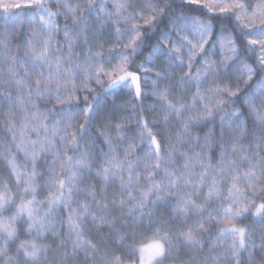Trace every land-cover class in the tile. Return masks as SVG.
I'll list each match as a JSON object with an SVG mask.
<instances>
[{
    "label": "snow or ice",
    "instance_id": "1",
    "mask_svg": "<svg viewBox=\"0 0 264 264\" xmlns=\"http://www.w3.org/2000/svg\"><path fill=\"white\" fill-rule=\"evenodd\" d=\"M174 3L0 5L6 18L0 33V123L11 137L0 138V155L20 200L16 203L17 194L0 179V264H76L81 257L83 264H264V0L255 6L244 0H181L222 14L203 18L190 15L193 9L177 15L171 11ZM23 6L35 15L10 13ZM222 19L230 23L215 22ZM106 26H114L116 45L125 49L114 53L119 63L112 71L103 65L114 56H104L98 36ZM25 29L27 41L13 44L10 34ZM152 36L158 39L140 67L154 71L157 59L166 65L155 72L151 92L160 101L155 107L163 113L164 128L154 131L141 115L138 143L124 123L98 129V138L87 134L101 104L85 95L81 108L78 89L95 93L90 86L95 80L105 94H113L130 80L141 98V78L129 67ZM80 46L86 48L83 60L76 51ZM221 77L231 82L218 83ZM174 79L175 89L160 88ZM193 87L186 102L184 95ZM73 101L75 107H57ZM172 117L181 124L174 135L166 131ZM98 139L101 145L93 152ZM21 153L23 163L17 160ZM42 178L46 195L39 199ZM61 208L68 209L67 239L60 231ZM159 208L168 210L167 220L156 215ZM113 210L119 217L107 219ZM248 215L259 226V244L251 228L240 226ZM89 218L99 243L84 239ZM118 219L123 220L119 226ZM142 228L153 230L148 244L136 243V230ZM49 238L51 245L44 242ZM110 241L124 254L109 251Z\"/></svg>",
    "mask_w": 264,
    "mask_h": 264
},
{
    "label": "trees",
    "instance_id": "2",
    "mask_svg": "<svg viewBox=\"0 0 264 264\" xmlns=\"http://www.w3.org/2000/svg\"><path fill=\"white\" fill-rule=\"evenodd\" d=\"M75 2V0H73ZM133 4L140 5L143 7V5L147 2V0H132ZM152 2H156V0H152ZM220 2H230V0H220ZM248 5L250 6H255L260 2V0H244ZM29 3V0H0V5H11V4H20V5H27ZM111 7V5H109ZM189 9H193V11L189 12L190 15L194 16H200L203 18L204 15H222L220 13H208L207 9L200 8L199 5H187V4H181V0H175V3L172 5L171 11H174L177 15L180 14L181 12H188ZM53 11H55V6L53 5L52 8ZM146 11V10H145ZM249 11H251V7L249 8ZM10 13H15L16 15H25V16H30V15H35V10L31 7L28 6H23L19 8H11ZM5 15H4V8L0 7V33L3 32V29L5 27ZM217 24H224L227 25L230 23L229 20H217L215 21ZM59 23L62 25L63 24V19L61 18L59 20ZM163 27V25H161ZM93 28H98V25L93 23ZM90 38L92 34H89ZM98 36H102L103 39L100 40V43L103 44V52L104 56L108 57L110 54L114 56L113 59H111L110 62L104 63V69L105 71H112L114 67L119 63V57L115 56L114 53L118 52H124L125 49H123L122 46H117L116 45V32L114 26H106L102 32L98 33ZM30 37V33L28 32L27 29H25L24 32L18 33L15 35L10 34V38L13 44L16 45H21L24 42L27 41V39ZM58 40H62V34L57 37ZM158 39V36H152L151 39L146 41V45L142 50L141 54H138L132 61L129 70L136 72L140 78H141V89L144 95H142L141 98H136L135 97V86L131 84V81H128V86H122L119 90H117L113 94H105L104 91L95 83V80L90 82V86L92 88L96 89L95 93H87L83 91L82 89H78V104L82 108L85 106V100L84 97L85 95L88 96V100L91 102L93 101V96H96L97 99L99 100L101 107L97 111L95 115V119L91 126L88 129L87 134H90L94 137H99V130H102L105 125L107 124H112L115 125L116 123H124L125 124V132L130 133L131 136L137 141L138 143V138L141 130V125L138 123L140 116L143 115L144 118L148 120L149 127H152L153 130L155 131L157 127H160L161 129L164 128V122L162 120V115L163 113L160 111L159 108L155 107V105L159 104L160 101L154 97L151 92L153 88L152 81L156 79L155 72L159 71L161 69L166 68V65L161 63L159 59L153 61L151 67L154 69V71H149L147 73L143 72L141 70V65H146L147 62V57L148 53L151 51V46L156 43ZM238 43H243L241 41H238ZM112 50V53H110L109 50ZM99 50V44H97L96 47L93 48V51ZM76 51L80 53V59H84V53L86 52V48L84 46H80L76 48ZM216 59H219L217 56ZM253 63L255 66V62L250 61ZM193 73H195V67L193 68ZM183 73H181L182 75ZM147 77V79H145ZM105 80L107 79L106 77H103ZM234 81V77L232 78ZM218 83L221 84H228L231 81L223 79L221 77L218 81ZM177 80H172V81H164L162 82L159 86L160 88H164L165 86H168L170 88L175 89ZM211 79L209 80L208 85H205V87L211 86ZM195 87L191 88L188 90V92L184 95V100L186 102H190L191 99V94L195 92ZM176 92H173V95L175 96ZM54 103V102H53ZM77 104V101H73L72 105H63V106H57L63 107L65 109L75 107ZM51 107V105H49ZM143 110V111H142ZM228 111H231V109H228ZM82 116V113L80 114ZM187 115V114H185ZM155 121V123H154ZM219 123V120L217 118V125ZM211 127V126H209ZM181 129V124L177 122L175 117L170 118L168 126L166 131L168 133H172L173 135ZM218 131V127H217ZM0 138H3L5 141H10L11 137L10 134L7 133L4 128L2 123H0ZM87 143V141H86ZM101 142L99 139L97 140V145L95 148L90 149L91 151L95 152L98 150L100 147ZM143 147V145H141ZM13 154L15 153V149L13 148ZM23 154H18L17 160L19 163H23ZM50 159V157H49ZM42 172L46 174L47 169L46 167L40 169ZM0 179L6 180L14 194H17V187L15 184V179L10 175V169L7 163V160L0 155ZM89 183H95L94 181H90ZM41 188L38 191V198L39 199H44L46 195V189L43 187L44 185V179L42 178L40 180ZM112 189L109 188V198H111L112 194ZM19 195H16V203H19ZM259 202V201H258ZM72 207H76V204H73ZM215 207V205H213ZM59 212V217H62L63 220L65 221L63 227L60 229L61 235L64 236L67 239L66 233L68 231L67 228V217H68V209L66 208H61L58 209ZM98 215L104 216V213H99ZM156 215L157 216H163L164 220L168 219V210L166 208H159L156 210ZM113 216L119 217V212L117 210H113L110 215L107 216V219L111 220ZM205 219H207V216H205ZM253 217L251 215H248L246 218H243L241 220L240 226L251 228L254 232V236L256 239L257 244H259V237H260V232H259V226L255 225L253 223ZM101 221L97 220L96 224H100ZM123 220L118 219L117 224H122ZM121 231H130L127 229H121ZM138 235L136 236V243H144L148 244L150 243V237L153 234V230L148 229V228H142V229H137L136 230ZM107 232L104 234L107 236ZM22 239L26 237H21ZM215 238V233L213 232V239ZM74 239V237H73ZM84 239L85 240H91L94 243H99L100 242V235L96 231V227L92 223V219L89 218L87 223H86V228L84 231ZM45 243L52 244V238H49V240L44 241ZM59 243V241H57ZM128 243H132V241H128ZM69 246H70V241H69ZM108 250L111 252H114L116 255H123V249L120 248L119 245L115 244L114 242H109V247ZM187 253H181V258L186 259L187 258ZM124 258L127 259V256L124 255ZM243 260L246 261L247 259V254H243L241 257ZM261 259V255L257 253L256 255V260L259 261ZM76 264H83V258L81 257L80 260L76 262ZM226 264H232V261L229 260L226 262Z\"/></svg>",
    "mask_w": 264,
    "mask_h": 264
}]
</instances>
